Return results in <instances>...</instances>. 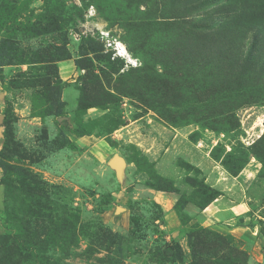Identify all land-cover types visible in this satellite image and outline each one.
Wrapping results in <instances>:
<instances>
[{
  "label": "rangeland",
  "instance_id": "1",
  "mask_svg": "<svg viewBox=\"0 0 264 264\" xmlns=\"http://www.w3.org/2000/svg\"><path fill=\"white\" fill-rule=\"evenodd\" d=\"M179 6L0 0V264H264V97L213 128L123 82Z\"/></svg>",
  "mask_w": 264,
  "mask_h": 264
},
{
  "label": "trees",
  "instance_id": "2",
  "mask_svg": "<svg viewBox=\"0 0 264 264\" xmlns=\"http://www.w3.org/2000/svg\"><path fill=\"white\" fill-rule=\"evenodd\" d=\"M187 1L177 0L176 13L163 12L157 23L151 22L157 32L143 41L144 62L123 82L128 93L147 105L157 99L175 107L180 115L170 119L173 122L182 118L213 128L234 127L233 113L264 97V18L262 23L257 9L234 15L223 4L217 9L225 16L211 23L208 19L216 11L207 9L213 0ZM249 29L257 34L243 52L245 41L238 40Z\"/></svg>",
  "mask_w": 264,
  "mask_h": 264
},
{
  "label": "bare ground",
  "instance_id": "3",
  "mask_svg": "<svg viewBox=\"0 0 264 264\" xmlns=\"http://www.w3.org/2000/svg\"><path fill=\"white\" fill-rule=\"evenodd\" d=\"M114 47H115V50L117 52V56L124 57L125 59H129L131 61L135 60V59H132V57L129 56V54H128L127 50H126V47H125V45L122 42L116 41L114 43Z\"/></svg>",
  "mask_w": 264,
  "mask_h": 264
}]
</instances>
